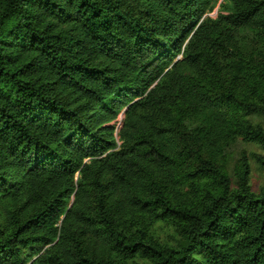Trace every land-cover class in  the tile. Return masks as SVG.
<instances>
[{"label":"trees","instance_id":"1","mask_svg":"<svg viewBox=\"0 0 264 264\" xmlns=\"http://www.w3.org/2000/svg\"><path fill=\"white\" fill-rule=\"evenodd\" d=\"M219 1L0 0V264H264V0Z\"/></svg>","mask_w":264,"mask_h":264},{"label":"rangeland","instance_id":"2","mask_svg":"<svg viewBox=\"0 0 264 264\" xmlns=\"http://www.w3.org/2000/svg\"><path fill=\"white\" fill-rule=\"evenodd\" d=\"M225 0H220L219 1V5H217L215 7V9H213L212 12L207 13L205 17H212L215 18L219 12L226 14V12H224L222 10V8L220 9V3L224 2ZM180 59V56L176 57V60ZM123 119L124 117L121 115H119V117L117 118V120L115 122L112 123V125H115L116 128L120 129L123 125ZM255 121H259L261 122L262 126L264 127V120H261L259 118H255ZM239 152L241 153L242 150H245L248 154L249 153H258V154H264V152L258 148L257 146H244V145H240L239 146ZM250 186L253 190V192L258 193L259 190L264 186V172L253 162L250 161ZM158 230V235L160 236L161 239H163L164 241H169V235L172 233L169 230H166L165 228H162V226H158L156 228Z\"/></svg>","mask_w":264,"mask_h":264}]
</instances>
